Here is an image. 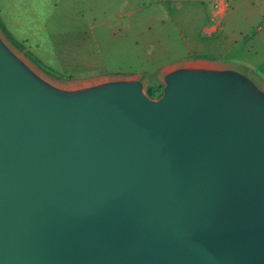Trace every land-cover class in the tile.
I'll return each instance as SVG.
<instances>
[{
	"label": "water",
	"instance_id": "1",
	"mask_svg": "<svg viewBox=\"0 0 264 264\" xmlns=\"http://www.w3.org/2000/svg\"><path fill=\"white\" fill-rule=\"evenodd\" d=\"M0 264H264V95L186 69L63 96L0 43Z\"/></svg>",
	"mask_w": 264,
	"mask_h": 264
},
{
	"label": "rangeland",
	"instance_id": "2",
	"mask_svg": "<svg viewBox=\"0 0 264 264\" xmlns=\"http://www.w3.org/2000/svg\"><path fill=\"white\" fill-rule=\"evenodd\" d=\"M111 7L104 4L102 13H91L80 0H0V16L14 37L0 26V43L34 78L63 96L137 83L156 102L176 72H222L187 50L186 29L173 25L183 11L173 9L168 18L161 9L165 2L136 4L129 20H116L122 13ZM259 16L240 10L230 19L232 28L247 37L253 25L264 24ZM100 21L102 28H95Z\"/></svg>",
	"mask_w": 264,
	"mask_h": 264
},
{
	"label": "crops",
	"instance_id": "3",
	"mask_svg": "<svg viewBox=\"0 0 264 264\" xmlns=\"http://www.w3.org/2000/svg\"><path fill=\"white\" fill-rule=\"evenodd\" d=\"M151 2L158 5L165 2V8L161 9L168 18L173 16V9L183 11L181 18L173 17V25L186 29L184 41L192 57L222 72L238 74L264 95V73L260 71L264 66V24L253 25L244 37L232 28L230 20L240 10L258 12L259 17L264 18V8H259L263 0H80L84 11L91 13H102L103 5L110 4L112 11L122 13L116 20H129L128 13L136 11V4ZM186 5H189L188 10ZM102 26V21L94 25L95 28Z\"/></svg>",
	"mask_w": 264,
	"mask_h": 264
},
{
	"label": "trees",
	"instance_id": "4",
	"mask_svg": "<svg viewBox=\"0 0 264 264\" xmlns=\"http://www.w3.org/2000/svg\"><path fill=\"white\" fill-rule=\"evenodd\" d=\"M0 26L1 28L11 37H13V35L10 33V31L8 30L7 26L5 25V23L3 22L1 16H0ZM14 38V37H13Z\"/></svg>",
	"mask_w": 264,
	"mask_h": 264
}]
</instances>
